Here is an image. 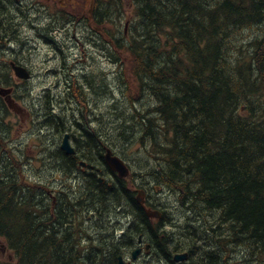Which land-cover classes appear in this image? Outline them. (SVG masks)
<instances>
[{"label":"trees","instance_id":"16d2710c","mask_svg":"<svg viewBox=\"0 0 264 264\" xmlns=\"http://www.w3.org/2000/svg\"><path fill=\"white\" fill-rule=\"evenodd\" d=\"M131 12L127 34L122 0L97 1L93 12L111 38L129 111L113 106L111 129L101 128L106 115L93 121L85 114V88L72 80L64 82L65 100L81 108L56 113L46 101L52 137L71 131L76 139L74 156L56 145L46 153L58 184L24 174L6 140L8 110L0 101V240L15 259L0 264H117L139 236L151 246L143 264H172L174 252L191 244L200 249L188 253L192 264L225 261L229 245L243 255L236 264H264V0H133ZM252 26L262 33L244 44L239 30ZM127 60L133 85L121 71ZM116 135L146 155L127 179L104 165L105 147L117 154ZM145 178L149 187L139 183ZM139 188L148 207L166 212L161 220L137 204ZM165 190L189 209L190 226L177 230L191 235L173 239L168 205L159 198ZM221 225L228 236L218 233Z\"/></svg>","mask_w":264,"mask_h":264},{"label":"rangeland","instance_id":"374dc122","mask_svg":"<svg viewBox=\"0 0 264 264\" xmlns=\"http://www.w3.org/2000/svg\"><path fill=\"white\" fill-rule=\"evenodd\" d=\"M79 1L81 2L79 8L84 9L86 7L88 9V2L90 0H86L85 5L82 4L85 0ZM33 2H35V5H38L39 2L43 3L44 1L33 0ZM122 2L125 8L124 19L121 21L122 30H124L125 24L129 25L133 18L131 14L132 0H122ZM46 5L49 12H46V17L40 22L41 27L39 29L53 43L47 44L38 39L40 31L33 30L32 32H28L27 29H21L19 40L16 43H10L8 52L0 53V73L2 72V68H6V71L8 70L9 74H12L8 67V63L11 60H17V62L22 64L21 66L29 68L33 72L28 82L17 80L13 76L9 85H13L14 82L16 83L15 94L17 100H14L16 104L13 105L12 109L7 108L8 112L3 117V122L8 130L6 140L9 143V149L16 154L15 159L19 161L24 174L27 175L28 179L43 178L45 181L52 180L49 183V187H51L54 184H58V181L55 179L56 176L53 169L44 164L46 163L44 158L48 149H53L55 145H59L62 135L57 139L52 137L47 129L48 126L45 127L44 111L47 106V100H50L49 104L54 105L53 110L56 113L60 112L65 106L68 109H71L72 105L73 108L77 106V104L68 101H65L66 104L59 103L61 101L60 96L66 90V87L63 86L64 82L72 80V82L81 84L83 89L85 88V94L88 96L85 103L88 110L85 114L89 113L93 121L96 114L106 115L107 120L101 126V128L106 127V130L111 129L112 121L108 113L111 111V108L116 106L120 108L119 113L126 114L129 111L130 105L127 104L126 98L122 95V91L123 93L125 91L120 85L118 67L113 64V58L110 55L109 40H106L107 49L103 50L101 43L97 41V37L91 35L84 23H79V25L71 23L60 24V29L58 30L57 25L49 31L47 28H42L45 26L49 27L51 21H53L52 18H58L56 15H59L60 12L58 6L52 0L47 1ZM26 14L28 15V11ZM74 15L79 17V14ZM25 19L29 20V16H26ZM58 21L62 23L65 19L60 18ZM239 31L240 34L238 36L240 37V41L243 40L244 44H246V39L260 37L262 28L252 26L248 27L245 32L241 29ZM73 36L78 39V42ZM234 53H236L235 49ZM123 64L121 71H124L125 77L133 85L128 71V60L123 62ZM5 87H8V85H5ZM55 97L57 98L56 100H54ZM80 106L77 107L80 108ZM79 111L76 112L79 113ZM121 124L126 126V123L123 121H121ZM107 132L109 133L110 131ZM114 141L116 143V153L128 165L130 172L136 173L140 170L139 168L144 164L141 159L144 160L146 156L143 149L137 143L131 144V141L128 139L119 138L117 135ZM149 182L147 178L140 179L139 181V183L147 187H149ZM159 198L163 203L168 205V217L172 221L169 225L170 231H172L173 239L176 240L179 235L178 227L190 226L186 222V216H184L188 208L180 206L178 200L176 203L175 195L171 191H162ZM206 213L207 217L211 218L209 213ZM115 214L117 215L118 213L113 212V215ZM109 224L114 225L112 222ZM169 226L167 225L166 228H169ZM86 227L88 228V225ZM121 228L119 226L115 231L120 232ZM108 229L113 232V228H105L103 230L106 231ZM192 233H194L193 230H189L184 234L181 233L179 236H184L185 234L191 235ZM136 241L139 242V239L137 238ZM232 247L234 246L229 245L227 248L228 252L231 250L228 256L230 258L243 259L241 258L243 255H236L235 249ZM189 251L194 257L200 254V249L194 244L189 246ZM123 256L124 258L126 257L125 260H129L130 264H143L149 260V258L143 255L142 258H138L137 261L132 262L129 258L130 251L123 253ZM12 259L11 253L0 251V260L12 262Z\"/></svg>","mask_w":264,"mask_h":264},{"label":"flooded vegetation","instance_id":"af4514ba","mask_svg":"<svg viewBox=\"0 0 264 264\" xmlns=\"http://www.w3.org/2000/svg\"><path fill=\"white\" fill-rule=\"evenodd\" d=\"M43 1H44L43 3L39 2L38 5H35V2H33V0H0V12H5L6 14L5 16L2 17L0 16V53L8 52L10 43H16L19 40L20 38L19 34L21 33V29H27L28 32H32L34 30L38 32L40 31L42 33V31L39 29V27H41L40 22L44 17H46V12H47L46 3L47 1L49 2L50 0H43ZM71 1L72 2L63 3L61 2V0H59V3L62 8L67 9L71 13L80 14L81 8L78 9L80 3L77 2L76 0H71ZM70 8H72L73 11H71ZM27 11H28V15L26 14ZM83 13H85V10H83ZM26 16H29V20L30 18H32V20L29 21L25 19ZM80 22L81 21L77 20L74 23L79 25ZM42 28H46V26ZM41 36L42 35H40V39L42 41L43 38ZM73 38L76 39L74 36ZM76 41L78 42V39H76ZM7 75H8L7 79H5V76L0 75V86H5L10 84L13 76L12 74H9V72ZM13 84H15V82ZM12 92H13V88H12ZM0 98L3 101H5L6 99H10L7 95L5 97L0 96ZM146 245H149L146 241H141L140 244L138 243V247H140L142 250ZM189 253L191 255L190 251ZM212 261H216L217 264H234L235 258H226V263L223 262L222 258H209L206 260L205 264H210ZM172 264H190V263L181 262V263H172Z\"/></svg>","mask_w":264,"mask_h":264},{"label":"water","instance_id":"95a60500","mask_svg":"<svg viewBox=\"0 0 264 264\" xmlns=\"http://www.w3.org/2000/svg\"><path fill=\"white\" fill-rule=\"evenodd\" d=\"M12 70L15 74V76L19 79H24L27 80L29 78V73L26 71L25 68L21 66H15L14 64H11ZM11 90L0 88V95L5 96L10 93ZM9 107H11V103L7 101ZM60 149L65 152L67 155H73L74 154V149L69 143V135L65 134L63 136V139L60 144ZM104 162L106 166L109 168L111 172H114L117 174L119 178H126L129 175V169L127 166L124 164V162L118 158L117 156L113 155L112 151L108 148L105 149V154H104ZM82 165H84L82 163ZM144 191L140 190L138 192V195L136 197L137 203L143 208L144 213L148 217H154L157 219L161 218V213L157 210H151L149 208H146L144 206ZM140 253V249H136L131 253V259L136 260L137 256ZM188 257L187 253H182V254H176L173 258L175 262L179 261H184ZM117 264H124L125 260L123 259L122 256H119L117 259Z\"/></svg>","mask_w":264,"mask_h":264},{"label":"bare ground","instance_id":"6f19581e","mask_svg":"<svg viewBox=\"0 0 264 264\" xmlns=\"http://www.w3.org/2000/svg\"><path fill=\"white\" fill-rule=\"evenodd\" d=\"M251 16V15H250ZM158 91H159V89H158ZM155 109V108H154ZM153 109V110H154ZM104 141V140H103ZM102 151V150H101ZM67 155V154H66ZM96 154H94V156H95ZM263 166V165H262ZM129 174H131V172L129 173ZM109 181V180H108ZM100 182H102V179H100ZM107 182V181H106ZM171 184V183H170ZM158 187H155V190L157 189ZM135 197H137V195L135 196ZM145 197V196H144ZM153 198V197H152ZM155 198V197H154ZM158 201V200H157ZM189 204V203H188ZM152 205V204H151ZM155 206V205H154ZM191 205L189 204V207H190ZM160 210V209H159ZM189 210V209H188ZM188 210H187V212H188ZM165 212V211H164ZM164 212H162V214H165ZM204 212V211H203ZM193 213H195V212H193ZM220 213V212H219ZM190 215H191V211H190ZM194 215V214H193ZM193 215H192V217H193ZM165 216V215H164ZM197 216V215H196ZM214 216V215H213ZM221 216H222V214H221ZM168 216H166V218H167ZM218 217V216H217ZM190 218V217H189ZM192 219V218H191ZM196 219V218H195ZM220 219V218H219ZM218 220V219H217ZM224 220V219H223ZM193 221V220H192ZM199 221H202V220H199ZM219 222V221H218ZM221 222V221H220ZM137 223V222H136ZM201 223V222H200ZM200 223H198V224H200ZM143 224V223H142ZM214 224V223H213ZM222 224V223H221ZM207 225V224H206ZM210 225V224H209ZM135 226H136V224H135ZM188 226V225H187ZM200 226H201V224H200ZM225 226H227V225H225ZM225 226L224 225H221V228H219L218 229V233H221V234H224V236H228L229 234H228V231L229 230H226L225 229ZM235 226V225H234ZM193 227V226H192ZM195 227H196V224H195ZM209 227V226H208ZM129 228V227H128ZM138 228V227H137ZM190 228V227H189ZM153 229V228H152ZM191 229V228H190ZM195 229V228H194ZM200 229V228H199ZM202 229V228H201ZM208 229V228H207ZM192 230V229H191ZM205 231H206V229H205ZM231 231V230H230ZM131 232V231H130ZM202 232V231H201ZM144 233V232H143ZM160 233V232H159ZM218 233H216V234H218ZM231 233V232H230ZM145 234V233H144ZM143 234V235H144ZM152 234H153V232H152ZM204 234V233H203ZM207 234V233H206ZM210 234V233H209ZM208 234V235H209ZM220 234V235H221ZM149 235V234H148ZM147 236V235H146ZM212 236V235H211ZM232 236V235H231ZM135 237V236H134ZM133 237V238H134ZM143 237V236H142ZM141 236H139V237H137L138 239H139V244L141 243V240L142 241H145V239H143ZM151 237V236H150ZM219 237V236H218ZM161 238V237H160ZM159 238V239H160ZM217 240H218V238H216ZM216 239H215V241H216ZM221 239V238H220ZM226 239V238H225ZM228 239V238H227ZM226 239V240H227ZM164 243V242H163ZM157 246V245H156ZM161 246V245H160ZM165 246V245H164ZM129 248V247H128ZM161 248V247H160ZM163 249V248H162ZM236 249V248H235ZM158 251V250H157ZM167 251V250H166ZM188 253H189V251L188 250H186ZM178 254H181V253H178ZM161 257V256H160Z\"/></svg>","mask_w":264,"mask_h":264}]
</instances>
